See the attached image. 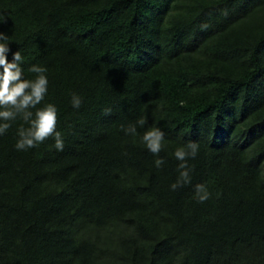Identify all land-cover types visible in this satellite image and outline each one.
Returning <instances> with one entry per match:
<instances>
[{
    "label": "trees",
    "instance_id": "1",
    "mask_svg": "<svg viewBox=\"0 0 264 264\" xmlns=\"http://www.w3.org/2000/svg\"><path fill=\"white\" fill-rule=\"evenodd\" d=\"M0 32L64 139L0 135V264H264V0H0Z\"/></svg>",
    "mask_w": 264,
    "mask_h": 264
},
{
    "label": "clouds",
    "instance_id": "2",
    "mask_svg": "<svg viewBox=\"0 0 264 264\" xmlns=\"http://www.w3.org/2000/svg\"><path fill=\"white\" fill-rule=\"evenodd\" d=\"M9 37L0 32V135H3L12 126V122L19 117L23 120L16 132L18 137L16 149L26 151L38 147L46 139L51 137L54 140L53 147L57 151H63L64 139L62 133L57 130L58 109L55 104L48 103L42 108L37 105L45 99L48 93L49 80L47 69L40 65L31 66L28 71L36 74L35 79L24 78L23 56L21 51H12L8 43ZM11 57V59H9ZM82 98L76 94L71 96V105L74 109H79ZM32 109H36L35 112ZM28 125L25 127L24 125ZM145 119H140L127 127L122 126L121 131L126 136L137 137V125L143 127ZM140 142L153 155H158L165 142V133L161 128L152 126L144 131L140 136ZM198 152V145L189 142L186 146H178L172 153L179 162L177 171L179 172L176 183L170 187L175 191L182 184L190 183V171L187 164L188 159H194ZM162 158L155 160V166L159 168L163 165ZM211 196L204 184L195 186V199L203 203Z\"/></svg>",
    "mask_w": 264,
    "mask_h": 264
}]
</instances>
